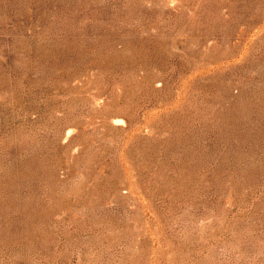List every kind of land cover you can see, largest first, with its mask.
<instances>
[{
    "label": "rangeland",
    "instance_id": "rangeland-1",
    "mask_svg": "<svg viewBox=\"0 0 264 264\" xmlns=\"http://www.w3.org/2000/svg\"><path fill=\"white\" fill-rule=\"evenodd\" d=\"M0 264H264V0H0Z\"/></svg>",
    "mask_w": 264,
    "mask_h": 264
},
{
    "label": "bare ground",
    "instance_id": "bare-ground-1",
    "mask_svg": "<svg viewBox=\"0 0 264 264\" xmlns=\"http://www.w3.org/2000/svg\"><path fill=\"white\" fill-rule=\"evenodd\" d=\"M118 123V122H117Z\"/></svg>",
    "mask_w": 264,
    "mask_h": 264
}]
</instances>
